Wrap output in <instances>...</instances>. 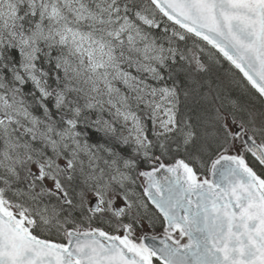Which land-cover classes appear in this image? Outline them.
Returning a JSON list of instances; mask_svg holds the SVG:
<instances>
[{"label": "snow or ice", "instance_id": "1", "mask_svg": "<svg viewBox=\"0 0 264 264\" xmlns=\"http://www.w3.org/2000/svg\"><path fill=\"white\" fill-rule=\"evenodd\" d=\"M0 264H264V0H0Z\"/></svg>", "mask_w": 264, "mask_h": 264}]
</instances>
